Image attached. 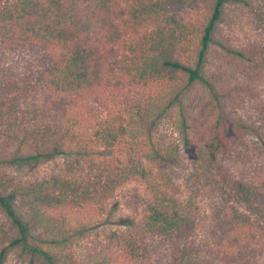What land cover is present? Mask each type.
I'll return each mask as SVG.
<instances>
[{
  "label": "trees",
  "instance_id": "trees-1",
  "mask_svg": "<svg viewBox=\"0 0 264 264\" xmlns=\"http://www.w3.org/2000/svg\"><path fill=\"white\" fill-rule=\"evenodd\" d=\"M258 1L255 13L264 22V0ZM250 2L0 0V61L18 55L15 62L26 60L32 72L25 85H18L23 73L8 68L0 78V91L41 93L42 103L31 112L55 120L41 129L21 127L15 108L0 102V264H7L13 254L34 264H76L69 250L73 238L53 212L103 208L125 183L149 174L131 150L124 161L96 156L103 154L97 151L100 145L90 143L98 141L82 130L89 98L98 100L104 89L161 81L175 85L153 109L139 107L135 130L148 129L152 135L166 116L172 118L182 146L159 145L153 158L176 161L182 151L194 150L195 183L226 204L214 243L227 256L263 264L255 257L264 253V173L238 177L230 164L241 147L264 159V124L240 110L248 86L213 69L210 60L218 45L228 58L251 67L253 78L264 75V47L248 51L218 37L228 6ZM200 8L207 12L198 20L193 12ZM109 126L105 133H96L106 148L126 132L124 126ZM57 157L65 158L66 165L49 176L24 180L18 174ZM194 209L189 199L163 190L148 202L141 219L129 223L128 231L112 234L131 260L146 257L149 241L156 237L181 249L180 243L199 224ZM172 264L215 262L198 252H182Z\"/></svg>",
  "mask_w": 264,
  "mask_h": 264
},
{
  "label": "rangeland",
  "instance_id": "rangeland-1",
  "mask_svg": "<svg viewBox=\"0 0 264 264\" xmlns=\"http://www.w3.org/2000/svg\"><path fill=\"white\" fill-rule=\"evenodd\" d=\"M250 1L251 5L246 7L241 4L228 6L224 20L220 24L218 37L224 43H230L237 48L257 51V48L264 47V22L255 13L256 8L260 6L259 1ZM206 12V9L200 8L193 12V15L201 20ZM16 56L18 55L9 54L5 56L9 57V62L0 61V78L3 71L8 68L13 72L18 70L23 73L21 79H18V85H25L24 82L28 80L26 75L32 72L25 66L26 60L17 64ZM210 60L213 69L218 72L223 70L225 77L248 86L249 93L244 94L246 102L240 110L258 123L264 124V75L261 78H253L251 67L241 66L237 61L228 58L218 45L213 46ZM174 85L175 83L167 81L137 87L125 85L122 88L104 89V93L100 94L96 101L94 97L89 98L90 103L84 110L88 121H85L82 130L98 141L96 143L91 140L90 143L94 148L100 145L97 151L103 154L97 153L96 156L111 155L114 161L117 159L124 161L127 151L131 150L145 163L149 174L145 178H135L125 183L106 201L103 208L85 206L80 209L53 212L58 219L57 223L73 238L69 250L76 264H172L182 252H198L199 255L214 259L215 264H249L248 259L227 256L225 248L214 243V236L220 231L219 225L226 217V204L217 193L195 183L197 179L195 151H182L176 161L172 159L158 161L153 158L152 153L159 145L175 143L182 146V140L172 118L166 116L152 135L148 129L135 130L139 107L143 109L142 111L147 108L153 109L156 103H161ZM0 102L2 107L15 108L21 127L35 126L36 129H41L42 126L54 125L53 117L44 120L31 112L32 108L42 103V94L39 92L18 90L13 93L9 88L2 89ZM53 106L56 108L58 102L53 103ZM88 110L90 113H87ZM109 124L115 128L124 126L126 132L119 141L109 143L110 146L106 148L96 133H105ZM230 133L238 137L234 131L230 130ZM251 139L252 137H248V140ZM236 157L237 160L231 161L230 166L238 177L257 178L259 174L264 173L261 172L264 159L257 152L241 147V153ZM65 160L63 157H57L38 163L18 174L24 180L49 176L64 167ZM163 190L192 202L195 216L199 219L198 227L187 240H183V244L180 243L181 249L175 242L156 237L149 241L151 250L146 253V257L131 260L112 233L128 231L129 223L141 219L148 202ZM257 255L255 259L264 264V253L259 252ZM7 264L34 263L24 261L13 254Z\"/></svg>",
  "mask_w": 264,
  "mask_h": 264
}]
</instances>
